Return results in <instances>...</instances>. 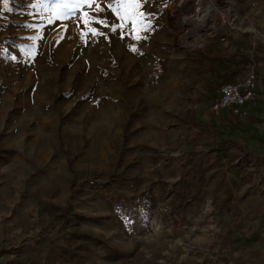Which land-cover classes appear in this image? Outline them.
<instances>
[{"label": "rangeland", "instance_id": "obj_1", "mask_svg": "<svg viewBox=\"0 0 264 264\" xmlns=\"http://www.w3.org/2000/svg\"><path fill=\"white\" fill-rule=\"evenodd\" d=\"M183 1L0 0V264H264V154L223 137L264 118L210 111L264 93V0L185 41Z\"/></svg>", "mask_w": 264, "mask_h": 264}, {"label": "built area", "instance_id": "obj_2", "mask_svg": "<svg viewBox=\"0 0 264 264\" xmlns=\"http://www.w3.org/2000/svg\"><path fill=\"white\" fill-rule=\"evenodd\" d=\"M257 80V74L251 71L241 81L220 84L213 91L210 111L215 115L228 113L238 120L245 118L249 107L264 101Z\"/></svg>", "mask_w": 264, "mask_h": 264}, {"label": "bare ground", "instance_id": "obj_3", "mask_svg": "<svg viewBox=\"0 0 264 264\" xmlns=\"http://www.w3.org/2000/svg\"><path fill=\"white\" fill-rule=\"evenodd\" d=\"M211 4L206 5V0H184V8L185 10H182L183 13H185V16L183 14L182 22L187 28V25L185 24H191L193 27V30L191 34H186L182 36V40L185 41L189 37H200L201 36V27L204 31H208L211 29L217 28V23L214 17V11L220 12V14L225 15L226 12L229 11V7L232 4V1L228 2V6L224 8H219L214 0L210 2ZM197 6L198 10L195 14H188L190 12V8ZM187 11V12H186ZM197 26H200L197 27Z\"/></svg>", "mask_w": 264, "mask_h": 264}, {"label": "crops", "instance_id": "obj_4", "mask_svg": "<svg viewBox=\"0 0 264 264\" xmlns=\"http://www.w3.org/2000/svg\"><path fill=\"white\" fill-rule=\"evenodd\" d=\"M250 109V111L255 114V116H260L262 118H264V103L263 104H258L257 106L254 107H249L247 109V111ZM223 115L225 117L226 120L228 121H234L235 119L232 118L231 116H229L228 113H222L219 116ZM249 115V111L247 112V115L245 118L241 119V120H245L247 119ZM238 120V119H237ZM238 120V121H241ZM261 130H264L263 128H260ZM224 139L230 140V141H234L233 143H240V145L242 142H244L243 147H246L248 150L247 151H251L252 153H256V154H264V146L260 145V140L258 139V137H255V135L253 133H243L241 130H224V134H223ZM246 151V150H245Z\"/></svg>", "mask_w": 264, "mask_h": 264}, {"label": "snow or ice", "instance_id": "obj_5", "mask_svg": "<svg viewBox=\"0 0 264 264\" xmlns=\"http://www.w3.org/2000/svg\"><path fill=\"white\" fill-rule=\"evenodd\" d=\"M140 2H141V0H115L116 6L115 7H112L110 5V7H111V10L114 13L117 14L118 18H120V19H126L125 16H121L119 14V9L120 8H128V7L138 9L140 7ZM7 3H8V0H4L5 6L7 5ZM93 3H94V0H72V7L74 9H76V8L81 7V5L91 6ZM64 6L67 7L68 5L66 4ZM91 22L101 23V21H98V20H96V21L86 20L85 21L86 24L87 23H91ZM105 26H107V25H105ZM113 30H115V26H113ZM90 31L92 32L93 35L99 34V33L96 32L95 29H90Z\"/></svg>", "mask_w": 264, "mask_h": 264}]
</instances>
